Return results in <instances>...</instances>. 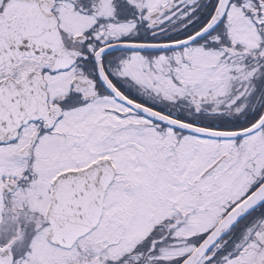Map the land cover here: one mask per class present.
Returning <instances> with one entry per match:
<instances>
[{"label":"snow or ice","instance_id":"snow-or-ice-1","mask_svg":"<svg viewBox=\"0 0 264 264\" xmlns=\"http://www.w3.org/2000/svg\"><path fill=\"white\" fill-rule=\"evenodd\" d=\"M0 264H264V0H0Z\"/></svg>","mask_w":264,"mask_h":264}]
</instances>
